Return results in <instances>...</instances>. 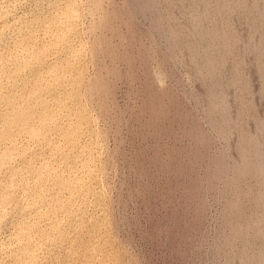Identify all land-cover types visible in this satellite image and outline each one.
<instances>
[{
  "label": "rangeland",
  "instance_id": "374dc122",
  "mask_svg": "<svg viewBox=\"0 0 264 264\" xmlns=\"http://www.w3.org/2000/svg\"><path fill=\"white\" fill-rule=\"evenodd\" d=\"M148 1L0 0V264L226 263L233 193L216 174L237 152L211 130L202 75L172 31L193 27L198 4ZM223 14L248 36L238 11ZM238 42L230 109L254 97L263 109Z\"/></svg>",
  "mask_w": 264,
  "mask_h": 264
},
{
  "label": "bare ground",
  "instance_id": "6f19581e",
  "mask_svg": "<svg viewBox=\"0 0 264 264\" xmlns=\"http://www.w3.org/2000/svg\"><path fill=\"white\" fill-rule=\"evenodd\" d=\"M179 1L185 3L192 1L198 5L192 9V18L189 26L193 25V27L188 31L182 27L181 29L173 30L174 27H172L173 37L178 43H182L188 49L191 60L195 63L196 72L202 75L205 88L203 92L201 90V93H203L201 95L205 105V114L208 118L207 122L210 123L211 130L217 131L223 139L227 140L226 142L229 141L230 149H234L237 152V155H234L236 157L233 158V160L235 158L237 160L235 159V163L231 164L232 166H229L226 162L228 154L225 155L223 152L224 156L220 154L223 156L222 164H219L221 162L218 163L220 168L216 178L219 182H223L220 191H218L225 196L229 192L233 193L232 196L229 194L231 198L228 199L229 201H227L224 210V228H222L223 231H221L222 234L219 235V239L217 238L218 243L223 247L221 249L223 250L222 254L224 253L225 256V264H264V108H259L257 104L259 102L254 97L248 100L247 105L242 109H235L234 105L235 110L233 108V110L230 109L233 101L232 98H229L232 93L231 87L236 85L239 74H237L236 70L237 65L233 67L227 65L228 55L233 53L237 42L242 39L245 43L240 57H247V53L251 54L252 62L257 65L256 70L263 81L260 88L264 89V0ZM154 2L155 0H149L148 6L151 8ZM185 3L184 5L181 3L183 7ZM225 11L239 12V20L242 21V23H239L248 25V36L247 33H242L243 31L239 33L237 30L231 29V21L229 23L227 19L229 18L228 14L227 18L219 17V14L224 16L223 13ZM231 26L233 27V25ZM243 38L245 39L243 40ZM245 57H243L244 60ZM249 80H245L247 91L243 88L248 93L253 90L250 84L251 80ZM254 95L255 93H253ZM199 97L201 96L197 98ZM263 98L261 96V99ZM234 102L236 101L234 100ZM243 115L251 116L254 119V128L252 126V129L245 128L242 124ZM23 120L26 123V120ZM230 151L228 150V152ZM252 177L255 180L256 192H258L255 196V203L249 206L250 213L243 214L241 208L242 200L240 199L242 182L244 184L245 181ZM247 189L248 191H246ZM247 189L244 193L245 196L250 195L251 187H247ZM215 243L214 245H216Z\"/></svg>",
  "mask_w": 264,
  "mask_h": 264
}]
</instances>
